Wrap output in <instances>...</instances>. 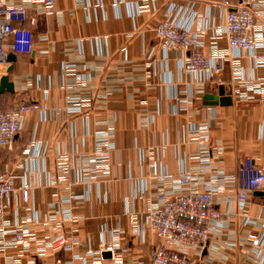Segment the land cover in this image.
Here are the masks:
<instances>
[{
    "label": "crops",
    "instance_id": "obj_1",
    "mask_svg": "<svg viewBox=\"0 0 264 264\" xmlns=\"http://www.w3.org/2000/svg\"><path fill=\"white\" fill-rule=\"evenodd\" d=\"M244 2L264 13V0H55L57 14H46L38 1L25 2L33 50L0 64V110L17 103L40 109L25 115L10 149L0 147V171L11 174L16 189L7 201V229H24L34 241L13 247V233L6 234L0 264H151L159 240L145 225L146 210L158 204L160 191H185L172 183L184 173L194 175L192 188L216 190L217 208L237 213L216 224L191 258L264 264V187L263 195L249 194L244 213L236 199L241 161L250 158L264 168V98L234 102L230 83L233 57L246 80L264 79V62H257L264 59V45L253 55L217 39V53L232 56L222 63L224 84L217 85L183 72L185 53L163 50L153 30L174 18L198 32L203 52L211 55L225 3L234 10ZM3 77L12 92L1 88ZM206 94L230 95L232 104H205ZM103 130L113 143L107 173L94 172L91 162L96 133ZM62 171L67 181L55 184ZM219 175L225 183L214 182ZM50 215L59 230L44 224ZM57 234H65L70 247L40 254L36 241ZM112 243L126 249L118 263L102 256Z\"/></svg>",
    "mask_w": 264,
    "mask_h": 264
},
{
    "label": "built area",
    "instance_id": "obj_2",
    "mask_svg": "<svg viewBox=\"0 0 264 264\" xmlns=\"http://www.w3.org/2000/svg\"><path fill=\"white\" fill-rule=\"evenodd\" d=\"M27 0H0V64L6 61V42L14 55L30 54L33 50L32 33L22 25L27 18ZM43 4L46 14H57L55 0H35ZM264 6V2L261 3ZM226 6V15L222 26L213 29L211 55L203 52L200 34L191 28L180 25L174 18H166L158 22L153 30L155 38L163 50L175 49L185 53L182 60V70L188 74H203L205 79L217 85L224 84L223 61L231 58L226 54L217 53L216 40L224 38L228 49L256 54L259 46L264 45V13H256L244 2L240 7L229 10ZM233 81L231 96L234 102L253 99L255 96L264 98V79L261 81L246 80L242 70L238 67V58L233 57ZM258 63L264 59L257 58ZM40 105L31 103H17L11 109L0 110V147L11 148L15 137L21 131L24 117L27 113L39 110ZM203 128L202 130H204ZM113 149L112 134L108 130L98 131L91 162L94 172L107 173L109 170V151ZM28 152L26 148L23 150ZM64 163L59 164L63 166ZM68 177L65 171L60 172L54 179L55 184L65 183ZM194 175L184 173L172 180L175 187H186V190L177 194H167L164 191L157 193L158 204L150 207L145 213V225L158 238L159 243L151 254V264H201L196 263L192 253H198L206 244L209 235L216 224L222 225L225 219L237 216L232 211H222L214 205L216 190L210 186L203 190L192 188ZM216 183H225V178L217 176ZM236 199L241 213H244L249 194L264 187V168L257 167L250 158H244L237 170ZM16 191L11 174L0 171V239L9 232L13 233L10 244L13 247L26 248L30 241H34L24 229L8 230L5 220L7 201ZM23 202L29 199L26 188L20 189ZM50 215L44 224L52 223L55 230L61 228L60 222ZM135 223V222H134ZM264 229V223L262 224ZM58 232V231H57ZM114 235L118 230L113 231ZM264 240V238H263ZM41 242L40 254L48 248L59 249L70 247L69 238L65 234H57L52 239ZM258 243V241H256ZM259 244V243H258ZM264 245V242L261 243ZM125 248H119L112 243L106 248L116 263L120 262ZM89 264H102L95 260Z\"/></svg>",
    "mask_w": 264,
    "mask_h": 264
},
{
    "label": "water",
    "instance_id": "obj_3",
    "mask_svg": "<svg viewBox=\"0 0 264 264\" xmlns=\"http://www.w3.org/2000/svg\"><path fill=\"white\" fill-rule=\"evenodd\" d=\"M16 59V56L13 53L7 54L6 55V61L7 62H14ZM12 69V67L9 68V71ZM1 88H6L8 91L12 92L13 91V85L12 83L8 82L7 77H3L1 79ZM204 102L205 104H212V105H231L232 104V98L230 95L228 96H218V95H210L206 94L204 97ZM255 195H263V192L255 191ZM103 257L108 258L110 256L109 252H104L102 254Z\"/></svg>",
    "mask_w": 264,
    "mask_h": 264
},
{
    "label": "trees",
    "instance_id": "obj_4",
    "mask_svg": "<svg viewBox=\"0 0 264 264\" xmlns=\"http://www.w3.org/2000/svg\"><path fill=\"white\" fill-rule=\"evenodd\" d=\"M27 19V18H26ZM26 21V20H25ZM25 21L22 23V25L24 26V24H25Z\"/></svg>",
    "mask_w": 264,
    "mask_h": 264
},
{
    "label": "rangeland",
    "instance_id": "obj_5",
    "mask_svg": "<svg viewBox=\"0 0 264 264\" xmlns=\"http://www.w3.org/2000/svg\"><path fill=\"white\" fill-rule=\"evenodd\" d=\"M94 151V150H93ZM110 157V156H109ZM110 163V162H109ZM94 169H95V166H94Z\"/></svg>",
    "mask_w": 264,
    "mask_h": 264
}]
</instances>
